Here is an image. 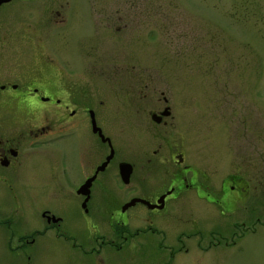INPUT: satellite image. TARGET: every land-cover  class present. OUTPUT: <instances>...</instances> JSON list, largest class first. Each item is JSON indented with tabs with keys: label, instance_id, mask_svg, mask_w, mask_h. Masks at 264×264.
Returning a JSON list of instances; mask_svg holds the SVG:
<instances>
[{
	"label": "flooded vegetation",
	"instance_id": "obj_1",
	"mask_svg": "<svg viewBox=\"0 0 264 264\" xmlns=\"http://www.w3.org/2000/svg\"><path fill=\"white\" fill-rule=\"evenodd\" d=\"M12 1L2 2L0 7ZM41 1H47V6L41 7ZM55 2L19 0L17 10L32 6L36 23L0 28V257L21 260L39 238L52 232L69 246L75 261L87 253L97 258L95 264H112L110 249L139 240L145 242L143 255L147 258L156 256L153 251L159 252L164 243L170 245L167 255L172 258L181 249L186 253V242L199 246L196 234L201 221L195 213L201 210L226 214V234L232 244L264 232V42L254 37L258 30L247 17L248 11L254 12L260 18L257 27L264 33V0H247L239 21L243 47L255 53L251 68L258 93H242L239 104L224 103L218 114L216 99L210 98L208 118L219 116L223 130L211 126H217L218 136L225 141L221 149L214 150L202 146L199 132L196 136L190 128L191 120L199 115L200 99L197 92L186 99L184 86L180 93L143 92L145 86H141L134 94L137 98L124 96L130 146L129 150L114 147L117 131L112 114L120 115V104L113 111L104 104L112 95L102 92L100 69L98 80L90 86L74 78L58 79L56 64L41 44V36L47 32L35 28L41 12L52 23L64 22ZM128 4L127 19L122 21L124 16L119 15L114 21L118 23L113 22L115 32L123 27L131 36L146 28L161 35L174 33L170 28L174 19L141 13L138 5L140 12L136 13L134 4ZM141 4L151 6L154 0H140ZM65 5L73 26L79 20L82 22L76 27L86 25L88 20L91 28L84 35L88 31L95 34L98 29L93 28V19L80 8L79 0ZM152 34L147 36H155ZM92 85H97L96 92L78 93ZM188 105H192L189 110ZM120 164L128 165L126 182L121 180ZM206 166L208 172L202 168ZM57 206L63 208L60 213ZM183 213L194 214L187 227L175 224ZM236 214H240V222L235 220ZM162 218L166 231L154 225ZM70 227L73 232L67 231ZM185 229H194V236H184L190 233ZM223 239L226 246L232 245ZM102 246L107 247L104 253ZM196 248L187 254L190 258ZM180 261L187 263L186 259Z\"/></svg>",
	"mask_w": 264,
	"mask_h": 264
},
{
	"label": "rangeland",
	"instance_id": "obj_2",
	"mask_svg": "<svg viewBox=\"0 0 264 264\" xmlns=\"http://www.w3.org/2000/svg\"><path fill=\"white\" fill-rule=\"evenodd\" d=\"M70 2L71 0H56L54 5L64 22L52 23L47 20V13L40 11L41 20L35 28L47 31L41 36V44L45 46L46 55L56 64L58 79L74 78L90 86L98 80L100 69L102 92H111L112 95L108 103L104 104L108 105V109L111 108L112 111L116 104H120L118 106L121 110L120 115L117 112L112 114L117 131L116 141H113L114 147L117 144L129 150L127 122L130 118L124 111L122 101L124 96L133 95L137 98V94H134L141 86H145L143 92L164 93H180L184 86L186 99L194 98L192 93L197 92L200 99L197 109H200V112L196 119L191 120L190 128L195 130L196 136L199 132L202 146L208 149L213 148V150L224 146L225 141L222 142L217 134V126H211L215 124L223 130L222 124L218 123L219 116L208 118L210 98L216 99L218 114L219 111H223L224 103L239 104L242 93H258L256 75L251 68L254 65L252 62L255 60V53H252L250 48L243 47L239 27L241 13L245 12L248 5L247 0L246 2L245 0H154L151 6L139 5L140 0H79L80 8L85 9V14L91 15L93 28L98 29L95 34H90L88 31L86 36L85 29L91 28L90 21L87 20L86 25L76 27L82 22L79 20L73 26L69 21V7L65 5ZM131 2L136 8L133 12H140L137 10L138 5L142 8L141 13H160L174 19L170 27L175 29L174 33L171 36L161 35L159 32H149L146 28L139 31V34L131 36L123 27L121 32H115L113 22L119 15L124 16L122 21L127 19L130 11L128 3L131 4ZM44 4L47 6V1H41V7ZM253 4L254 2L251 5ZM18 5H21L19 0H13L0 7V28H18L23 25L21 22H24V26L36 23V17L34 16L33 19L31 17L33 7L17 10ZM146 7H151V10L144 9ZM11 11L15 12L11 14ZM253 13L248 11L247 17L251 19L254 29L258 30V35L254 37L264 42V33L260 31V27H257L260 18ZM213 19H217L218 22L215 23ZM116 23L118 22H114V25ZM132 25L133 23L128 25L127 29H131ZM149 33L155 36H147ZM113 66L119 68L115 69ZM195 85L198 86L195 88L196 91H194ZM96 88L97 85H92L84 92L78 93H94ZM83 96L88 97V95ZM124 101L129 103V100ZM191 108L192 105L186 107L188 110ZM224 154L226 156L225 149ZM204 163L210 164L209 161ZM202 168L208 172V166ZM60 199L63 204L66 203L64 196ZM57 208L58 213H60L59 210H63L62 207L57 206ZM135 211V209L131 210L130 213ZM186 214L183 213L184 216L181 215L175 224L187 227L189 221L194 219V214L190 216ZM195 215L199 217L197 221H201V228L200 232L198 228V234H196L200 238V244L195 245L198 248L194 250L193 257L190 258L187 254L195 248L194 244L186 242L184 245L186 253H182L181 249L171 258L170 254L167 255L170 245L164 243L159 251L162 255H157L159 252L153 251L156 256L147 258L143 255L146 252L145 242L139 240L133 241L132 244H121L118 250L110 249L112 264H264L263 231L259 235L250 234L242 242L234 241L235 243L232 244L228 233L226 234L227 217L224 212L215 210L209 213L201 210ZM236 215L238 218L235 220L240 222V214ZM69 219L73 221V215H69ZM103 219L101 214L100 220ZM154 225L157 226V230H167L165 218ZM213 225L215 228L209 234L208 231ZM234 228L239 231L237 224H234ZM100 229H103L102 225ZM73 230L72 227L67 229L68 232ZM185 230L190 233H184V236H194V229ZM195 231L197 233V228ZM147 237L151 238L148 235ZM223 238L232 245L226 246ZM146 242L149 243L148 240ZM106 248L102 246L101 252ZM86 255L82 254L80 260L75 261L69 246L49 232L45 237L39 238L32 248L26 250L21 260L3 256L0 257V264H95L97 258L93 254L86 253ZM180 259H186L187 263Z\"/></svg>",
	"mask_w": 264,
	"mask_h": 264
},
{
	"label": "water",
	"instance_id": "obj_3",
	"mask_svg": "<svg viewBox=\"0 0 264 264\" xmlns=\"http://www.w3.org/2000/svg\"><path fill=\"white\" fill-rule=\"evenodd\" d=\"M7 1H9V0H0V3H2V2H7ZM111 156L109 155L108 157H106V161H108L109 160V158H110ZM105 165V164H104ZM120 166V171H119V173H120V177H121V180L123 181V182H126L127 181V174H128V170L126 169V167L128 166L127 164H120L119 165ZM103 168V165L100 167V169H102ZM88 184L87 183H85V185H84V187H86Z\"/></svg>",
	"mask_w": 264,
	"mask_h": 264
}]
</instances>
